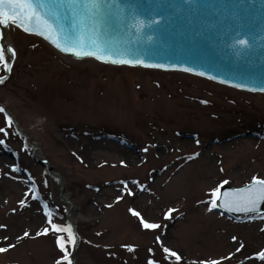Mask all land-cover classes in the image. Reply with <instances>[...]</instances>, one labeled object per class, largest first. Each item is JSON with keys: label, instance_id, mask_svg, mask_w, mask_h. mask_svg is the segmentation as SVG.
<instances>
[{"label": "rangeland", "instance_id": "374dc122", "mask_svg": "<svg viewBox=\"0 0 264 264\" xmlns=\"http://www.w3.org/2000/svg\"><path fill=\"white\" fill-rule=\"evenodd\" d=\"M7 41L17 54L0 103L25 133L13 126L0 134L7 145H0V247L16 245L0 264H56L63 255L56 236L35 235L49 227L47 210L54 223L68 216L76 225L75 264H176L157 236L180 264H264L256 259L264 208L232 219L208 203L224 180L242 187L264 179L263 94L181 72L72 60L12 26ZM26 133L62 178L63 195L58 179L35 163ZM129 209L161 227L143 229Z\"/></svg>", "mask_w": 264, "mask_h": 264}, {"label": "water", "instance_id": "95a60500", "mask_svg": "<svg viewBox=\"0 0 264 264\" xmlns=\"http://www.w3.org/2000/svg\"><path fill=\"white\" fill-rule=\"evenodd\" d=\"M80 2L83 3L84 0ZM102 3L108 14L89 19L86 30L84 26L73 27L69 20H65V26L74 34L84 36L89 43L91 39L97 38L114 56L139 59L146 64L165 67L115 66L185 72L239 90L264 94V91L251 90L264 88V0H102ZM136 17L146 22L155 19L159 23L137 31L134 27ZM7 29L0 25V31L5 34ZM40 38L67 57L96 60L93 57L79 59L70 53H63L44 37ZM238 39H247L250 47L234 46ZM185 68L193 71L186 72L183 70ZM200 72L205 75H198ZM9 75L10 73H6L5 76L8 78ZM237 84L245 87L237 88L234 86ZM14 124L22 133L15 119ZM28 145L34 150L37 163L42 164L54 176L49 161L40 159L36 144L28 141ZM57 179L63 195V180L60 177ZM250 185L240 188L224 186L221 191ZM263 207L264 204L260 205L259 213L263 211ZM217 209L231 217L251 214L228 211L224 207ZM74 231L76 232L75 227ZM79 242L78 239L74 249L75 259Z\"/></svg>", "mask_w": 264, "mask_h": 264}, {"label": "snow or ice", "instance_id": "6c2138e0", "mask_svg": "<svg viewBox=\"0 0 264 264\" xmlns=\"http://www.w3.org/2000/svg\"><path fill=\"white\" fill-rule=\"evenodd\" d=\"M102 0H84L83 3L80 0H0V25L5 28L15 26L22 29L25 33L38 35L44 37L50 41L57 49L63 53H70L76 58L83 59L85 57H93L98 61L104 63H110L113 65H142L144 67L162 68L164 65L159 64H146L143 60H132L123 58L120 56H114L110 49L102 45L97 38L91 39L89 43L84 36L74 34L73 31L65 26V20L71 21L73 27L84 26L87 28V21L93 19L96 16L107 15ZM136 23L134 27L137 31H143L145 27H151L152 24L159 23V21L153 19L151 21H145L136 17ZM95 32V29H93ZM6 39V34L0 31V66L6 73H11L13 69V63L6 56V52L11 54V60L14 61L16 57V49L11 45L5 44L3 41ZM234 46H240L241 48H248L250 44L247 39H238L235 41ZM186 72H192L193 69L185 68ZM200 76H204L205 73H197ZM215 79V77H210ZM7 76L0 75V84H4ZM227 83V81H222ZM237 88L245 87L244 85H234ZM252 91H264V88L251 89ZM203 103H207L204 101ZM0 113L5 117V126L0 127V134L7 136L9 129L13 127L14 119L6 111L3 106H0ZM0 145H6L5 140L0 139ZM147 151V149H145ZM198 155V154H197ZM191 159V157H189ZM13 171L20 172L21 169L18 166L13 167ZM229 181L224 180L219 186L211 192V199L208 201L210 204L209 211L214 208L224 207L228 211L232 212H244V213H259L260 205L264 204V179L258 177L252 178L250 186L241 189H232L231 191H221ZM125 187H127L125 185ZM141 190H145L141 187ZM128 195H134L131 189H127ZM33 199L39 200L38 194L33 195ZM118 197L117 199H122ZM219 202V203H218ZM21 205L24 206V201H21ZM45 209L48 208L47 204L44 205ZM131 214L139 219L140 224L145 230H156L161 227L160 224L150 222L145 219L141 213L135 209H129ZM169 210L166 214V218H171L172 212ZM47 217V224L49 227L44 228L42 231H38L35 235L46 236L50 232L56 236V244L63 254L62 257L56 261V264H73L72 254L69 251V246L73 249L77 247L78 236L74 231L71 224L61 225L53 222V213L51 210L45 212ZM253 218H256L253 216ZM264 219V215L259 217ZM6 225H0V228H5ZM31 234L27 231L23 233V237H30ZM21 237H17L20 239ZM8 239L7 236L4 237ZM157 241L161 243L165 258L180 264L182 261L181 255L173 251L168 247H163V242L160 241V237H156ZM236 238L233 237V240ZM15 244H9L6 247H0V254L7 253L10 249L15 248ZM128 247L129 251H134L132 246ZM243 246L241 245V248ZM241 248H237L240 251ZM256 259L264 261V251H260L256 254ZM148 264H158L156 260H149ZM201 264H221L217 260L203 261Z\"/></svg>", "mask_w": 264, "mask_h": 264}, {"label": "bare ground", "instance_id": "6f19581e", "mask_svg": "<svg viewBox=\"0 0 264 264\" xmlns=\"http://www.w3.org/2000/svg\"><path fill=\"white\" fill-rule=\"evenodd\" d=\"M7 39H8V33L6 32V39H5L4 43H5V44H8V45H11V44L7 41ZM6 56H7V57L10 59V61H11V54L6 52ZM92 137H96V135L93 134ZM160 144H161V143H160ZM160 144H159V145H160ZM181 144H184V145L187 144V145H188V144H190V142L187 141V140H183V141H181ZM38 154H39V151H38ZM68 200H69V198H68Z\"/></svg>", "mask_w": 264, "mask_h": 264}, {"label": "trees", "instance_id": "16d2710c", "mask_svg": "<svg viewBox=\"0 0 264 264\" xmlns=\"http://www.w3.org/2000/svg\"><path fill=\"white\" fill-rule=\"evenodd\" d=\"M3 73H4L3 69L0 70V75H3ZM2 86H4V85H2ZM2 86L0 85V88H2Z\"/></svg>", "mask_w": 264, "mask_h": 264}]
</instances>
